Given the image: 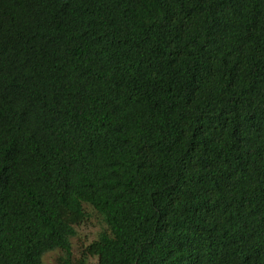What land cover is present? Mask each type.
Instances as JSON below:
<instances>
[{
	"label": "trees",
	"instance_id": "trees-1",
	"mask_svg": "<svg viewBox=\"0 0 264 264\" xmlns=\"http://www.w3.org/2000/svg\"><path fill=\"white\" fill-rule=\"evenodd\" d=\"M51 251L264 264V0H0V264Z\"/></svg>",
	"mask_w": 264,
	"mask_h": 264
},
{
	"label": "rangeland",
	"instance_id": "rangeland-1",
	"mask_svg": "<svg viewBox=\"0 0 264 264\" xmlns=\"http://www.w3.org/2000/svg\"><path fill=\"white\" fill-rule=\"evenodd\" d=\"M90 217L85 223L78 227V242L85 240L88 242L93 237L96 236L97 232L102 228L103 224L99 220V216L95 214L94 211L90 213ZM76 238L73 239L75 242ZM58 251H51L44 255L42 259V264H54Z\"/></svg>",
	"mask_w": 264,
	"mask_h": 264
}]
</instances>
